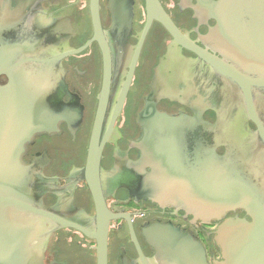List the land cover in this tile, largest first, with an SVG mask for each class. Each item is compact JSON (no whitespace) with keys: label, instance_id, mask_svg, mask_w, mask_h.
<instances>
[{"label":"flooded vegetation","instance_id":"flooded-vegetation-1","mask_svg":"<svg viewBox=\"0 0 264 264\" xmlns=\"http://www.w3.org/2000/svg\"><path fill=\"white\" fill-rule=\"evenodd\" d=\"M157 1L172 31L148 18L146 0H131L130 34L121 44L112 42L119 37L113 0H99L100 27L112 60L104 97L105 70L93 40L90 0H0V41L42 43L7 54L12 65L26 55L20 66L37 75V101L47 123L19 157L27 170L29 204L39 212L26 218L28 264H168L150 241L157 227H170L190 239L178 244L186 254L191 248L204 264L205 259L207 264L222 260L214 240L222 221L195 219L191 213L199 212L187 202L189 185L205 184V143L214 135L229 136L259 166L264 153L255 148L256 126L246 116L240 89L205 60L208 54L234 65L216 40L218 23L205 12V0ZM2 54L0 49V61ZM7 81L0 74V85ZM102 99L95 188L100 211L86 167ZM261 102L264 93L256 92L258 114ZM147 107L169 118L196 121L192 129L179 131L182 138L176 141L172 162L148 158L146 126L154 117L142 119ZM205 123L217 124L218 134L205 131ZM219 144L215 153L223 156L226 140ZM170 167V177L163 175L161 169ZM160 181L174 185L172 194L161 193ZM228 213L225 218L245 217L242 210Z\"/></svg>","mask_w":264,"mask_h":264},{"label":"water","instance_id":"water-1","mask_svg":"<svg viewBox=\"0 0 264 264\" xmlns=\"http://www.w3.org/2000/svg\"><path fill=\"white\" fill-rule=\"evenodd\" d=\"M146 2L148 18L159 20L172 31L173 26L158 1ZM205 12L216 18V40L224 48L222 53L234 65H227L208 54H205V60L217 73L240 89L246 116L256 126L255 148L258 154L264 153V104L261 102L259 114L254 104L255 93H264V0H221L217 3L205 0ZM90 13L94 28L93 40L99 44L103 57L105 97L112 60L100 27L99 0H90ZM112 14L115 35H119L112 37V42L116 43L118 40L120 43L122 40L121 44H125L131 29V0H113ZM40 43L34 40L0 41V49L5 53L0 61V74L8 77L7 83L0 85V264L29 263L26 233L30 223L26 218L30 214L38 216L39 212L29 204L26 191L27 170L21 166L19 157L25 143L36 133L43 131L47 124L44 121L43 105L37 101L40 97L37 75H33L24 65L20 66L26 55L19 56L20 61L12 65L11 60L7 59L10 55L7 54L10 51L13 53L33 49ZM27 60L29 63L41 64L39 61ZM103 106L105 107V103L102 99L86 167V177L100 211L104 209L96 196L95 188L101 151L97 140ZM150 115L154 118L149 123L145 122L148 123V158L155 156L161 157L163 162H172L174 154L177 155L175 148L179 145L176 141L182 138L179 131L192 129L196 121L169 118L149 107L142 114V119ZM185 123L188 126L182 127ZM218 130L217 124L205 123V131L218 134ZM220 140H226L227 143L223 156L215 153ZM240 149L229 136L214 135L212 142L207 140L205 143V184L194 182L189 185L187 202L194 211L199 212L191 213L194 218L205 224L222 221L214 238L221 250L222 260L214 264H264V163L259 166L256 162L249 161L241 145ZM253 150L255 151L254 147ZM161 171L163 175L170 177L172 169L170 167ZM158 186L162 189L161 193L170 195L173 192L174 185L170 182L160 181ZM164 202L169 204L170 201ZM236 210H242L245 217L225 218L228 212ZM203 211L205 213H201ZM99 216L104 220L100 213ZM100 226L105 229L106 220L100 222ZM156 231L158 234H154L150 241L160 247V256L168 264H190L189 261L192 264H204L191 248H188L186 254V247L178 244L190 243V239L170 227H157ZM100 242L103 244L104 239Z\"/></svg>","mask_w":264,"mask_h":264}]
</instances>
